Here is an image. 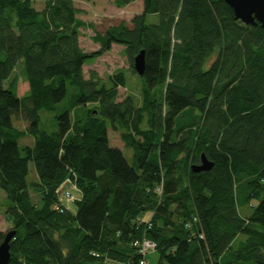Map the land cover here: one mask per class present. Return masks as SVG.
<instances>
[{"label":"trees","instance_id":"1","mask_svg":"<svg viewBox=\"0 0 264 264\" xmlns=\"http://www.w3.org/2000/svg\"><path fill=\"white\" fill-rule=\"evenodd\" d=\"M34 1L0 0L8 264H264V29L235 19L223 0H142L130 26L95 30L99 48L87 52L79 28L93 25L74 0ZM114 43L134 74L144 50L138 97L119 95L122 70L106 81L84 75ZM40 110L55 112L54 130L40 128ZM27 136L32 144L19 146ZM202 154L211 168L192 171ZM65 183L81 192L74 212L60 203ZM144 238L155 248L142 255Z\"/></svg>","mask_w":264,"mask_h":264},{"label":"rangeland","instance_id":"2","mask_svg":"<svg viewBox=\"0 0 264 264\" xmlns=\"http://www.w3.org/2000/svg\"><path fill=\"white\" fill-rule=\"evenodd\" d=\"M74 4L79 10L78 17L87 24H92L93 28H79V43L80 46L87 52L96 50L99 48L97 43L91 40V36L94 31H104L111 25L118 24L121 21H125L130 26L132 17L142 11V0H134L124 7H117L112 0H74ZM44 5V0H35L34 6L37 9H41ZM156 21V16L147 15V22L153 23ZM90 70H95L98 76L106 81L107 76L117 71H124L126 74V87L119 88V95L124 96L127 93L133 94L136 97L142 93L143 78L137 73H133L129 69V61L124 52V47L120 44H112L111 49L95 60L85 64L83 66V72L85 77H88ZM17 72V71H16ZM28 89V84L23 79H19L17 94L23 95ZM40 128L51 131L56 127L55 112L40 110ZM13 123L16 127L23 129L25 123L23 121L16 122L13 116ZM109 139L111 145L120 146L123 153L129 162H132V149L124 148L123 143L119 138L118 132H115L109 128ZM19 146L31 145L32 138L27 136L19 140ZM124 148V149H123ZM36 180V173L33 163H29V173L27 181ZM69 199V198H68ZM10 204L9 200L5 197L4 193L0 190V231L6 233L10 228V223L5 219L6 207ZM246 208L241 209V211ZM244 237V236H243ZM242 237V238H243ZM102 264H115L113 261L106 260Z\"/></svg>","mask_w":264,"mask_h":264},{"label":"water","instance_id":"3","mask_svg":"<svg viewBox=\"0 0 264 264\" xmlns=\"http://www.w3.org/2000/svg\"><path fill=\"white\" fill-rule=\"evenodd\" d=\"M230 6L234 17L246 25L259 24L264 29V0H223ZM145 59L144 50H140L133 59V68L138 75H141L144 70ZM212 163L201 155L199 164L191 166L194 172L208 170ZM15 234L14 230H8L4 233L3 239L0 242V264H8L10 259V245L9 242Z\"/></svg>","mask_w":264,"mask_h":264},{"label":"crops","instance_id":"4","mask_svg":"<svg viewBox=\"0 0 264 264\" xmlns=\"http://www.w3.org/2000/svg\"><path fill=\"white\" fill-rule=\"evenodd\" d=\"M119 148H121L119 145L117 146ZM124 149V148H123ZM65 190L70 192V194L72 195L73 197V200L72 199H68L66 196H65ZM58 193H59V198H60V203L61 205L66 209V210H69V211H73L74 212V200H77L81 197V192L72 184H69V183H65L63 185V187H59L58 188ZM152 216V212H147L143 218L145 219H149L150 217ZM116 264V263H115Z\"/></svg>","mask_w":264,"mask_h":264},{"label":"built area","instance_id":"5","mask_svg":"<svg viewBox=\"0 0 264 264\" xmlns=\"http://www.w3.org/2000/svg\"><path fill=\"white\" fill-rule=\"evenodd\" d=\"M62 187V186H61ZM65 196L69 199H72L73 197L71 196L70 192H65ZM195 220V218H194ZM200 237H203V235L201 234ZM137 245L139 246V251L142 255H145L150 249H154L155 248V243L144 238L141 242L137 243ZM144 262L141 261V264H143Z\"/></svg>","mask_w":264,"mask_h":264}]
</instances>
